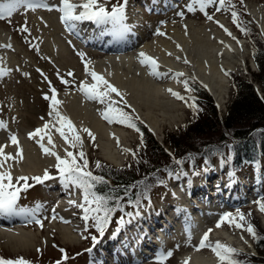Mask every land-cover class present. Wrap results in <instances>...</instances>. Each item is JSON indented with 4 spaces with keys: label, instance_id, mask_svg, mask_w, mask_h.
Returning a JSON list of instances; mask_svg holds the SVG:
<instances>
[{
    "label": "rangeland",
    "instance_id": "374dc122",
    "mask_svg": "<svg viewBox=\"0 0 264 264\" xmlns=\"http://www.w3.org/2000/svg\"><path fill=\"white\" fill-rule=\"evenodd\" d=\"M171 1L173 3L172 5L170 4ZM38 2L52 5L51 1L49 3V0H38ZM100 2L105 3V0H100ZM119 2H121V0H108L106 6L110 10L114 4ZM190 3H192V0H128L126 9L127 15L134 6L139 9L136 12L137 25H135V27H137L140 31V37L142 38H140V41L138 40V44L136 45L141 46L145 42L154 40V37L157 35V31L170 35L171 32L168 31V26H174L177 22H179V20L191 18L199 25H202L205 21L212 22L216 24L220 30L224 31L225 34H227L224 30L226 28L228 32L231 33V35L227 34L231 39H233V37L244 39V44H246L248 53L243 55V62L233 66V68H231L232 70L230 68H222V71L223 73L227 70L235 73L237 72L248 80V71L254 69L249 55L252 49L247 39L239 36L238 32L240 29L237 27L236 23H233L232 12L235 11L238 14V23L239 18L242 16V19L246 18L250 22L251 27L254 28L253 23L248 16L247 5L253 3L264 5V0H227L228 6L220 11H216V8L219 6L218 4L210 5L206 11L213 17L212 20H208L204 13L199 11L198 6H196L197 10L195 12H189L187 10V5ZM53 12L54 11H48L44 8H37L35 10H26L21 8L15 12L11 18L0 20V30L7 32L10 36V42L16 46L9 51L16 62L10 63L8 56L3 55V52L0 50V68L10 70L7 74L0 76V120L7 124V130L9 132L13 129L15 130V127H35L39 121H42L47 116L46 113L49 109L50 101L43 99V96L45 94L51 95V87H54L56 91L77 90L79 84L82 82V79L89 80V78H87V72L84 68L85 63L92 59L105 57L107 55L105 49L93 46L85 47L79 44L77 40L75 41L73 36L67 37V32L64 34L63 31L60 30L61 32H59V34L66 37L67 40V43H64V47H66L68 55L66 57H59L57 52L58 48L56 47L53 37V33L55 32L53 31L52 26L51 13ZM180 12H183L184 15H178ZM220 19H224V24ZM220 25H223V28ZM22 26L27 27L29 31L25 32ZM256 33L259 35L258 31ZM157 37L160 36L158 35ZM79 53H83V57L80 56ZM6 64L9 65L8 68L3 67V65ZM69 73H72V75H69ZM179 78L180 76L177 77L176 80L178 81ZM61 79L68 80L70 83L65 85L61 82ZM185 81L187 82V89L185 87ZM185 81L182 85L180 84L178 89L179 95L184 99L176 98V101L182 105V108L178 110L181 114L177 113L178 115H181V119L177 121L174 120L172 123L162 120L158 124L159 129L156 131L151 130L147 126L145 119L143 117L139 118L131 107L125 103V100L118 97L113 99L119 102L116 105L117 107L141 121L142 124L150 130L153 137L161 143L163 130L170 132L177 130L191 117L190 110L185 102L188 96L194 95V91L191 90V86L195 85L203 91L206 90L196 80L187 79ZM253 84H255L256 87L257 84L254 82ZM227 90L226 96L224 97L225 102L221 105H217L209 94L210 100L213 102L219 115L224 113L225 105L227 103L226 100L231 91L229 80ZM98 105L103 109L104 107L106 108V105L100 104L99 102ZM41 117H43V119H41ZM110 124L123 128L126 130L127 134L124 138L125 144L119 145L120 147L118 146L123 157L118 165H114L111 162H108L105 158H102L98 138L93 133L92 134L95 137L94 140L91 139L87 133H84L83 135L79 133V135L83 140L82 150L86 153L89 161L92 159H98L118 167L120 165H124L129 158V153H125L122 149H131L133 151L134 147L137 145V138H135V133L128 126L117 122ZM64 129L67 133L66 125ZM68 134L70 135V133ZM65 148H69L67 143L66 146H64V149ZM203 165L204 164L201 163L198 164L196 172H192L190 169L182 172L177 169L170 177H164L163 182L156 184L148 201L144 202L142 206L139 207L138 211L131 210L130 213L132 215L124 217L118 216L112 219V221H109L102 237L95 228L94 221L90 219L85 222L82 219L83 215L82 213H79L80 211L83 212L82 209L79 208L80 211H74L80 215V218H76L79 221L77 225H81L78 235L82 240L73 245L62 243L55 230H52L51 232L47 230L49 224L51 223V218L54 217L51 213L53 208L57 205L59 195H54L50 193L52 192L51 190L47 191V189L43 187L57 182L58 179L47 180L42 184L35 183V181L30 179L28 183L34 186L29 187L26 190H22L19 193V199L16 207L17 209H27L35 212L34 217L32 215L25 214V217H29V221L27 222L28 225L26 226H29L32 230H34V232L38 233L37 238L33 239V243L35 245L33 249L22 248V250L18 251H9V249L0 244V258L15 260L19 257H23L25 260L31 261V264H56L57 261H62V264H110L108 254H102L99 252L100 249L104 252L102 246L109 244L110 242L112 243L114 240L117 242L116 240L118 234L121 235V233L124 234L125 232H129L133 227H139V224L145 223L144 221L148 220L152 216L154 217V214L158 213L159 210L161 213L165 210L168 211L167 209L171 210V208H174V211H176V205L179 204L178 201L180 200V197L176 196V190L178 189L176 186L180 187V185L185 186V189L192 187H194V189L199 187L208 188L212 184L218 186L220 185L222 186L221 190L225 191L223 194L221 192V195H227L230 193V189L235 190V193L236 190L241 187V183L244 178L245 182L250 184L248 188L249 192L245 194L247 198H251L250 207H247V202L242 203L241 205L236 202H226L225 196H223V200L219 199L221 202L216 204V208H213L214 214L209 217V219H205L203 221L205 224L204 227L207 229V232L209 230L213 232L217 228V223L221 221L224 214L246 209H251V211L255 212L259 225L264 227V216L256 209L255 206L257 197L264 194V156L262 162L256 166L249 167L242 165L241 168L237 170L227 168V166H224L223 164L220 165L221 169H219V164L216 162L214 168L212 167L213 169H203L202 171L201 168ZM47 170L52 176H57V171L53 166ZM43 174H38V176H43ZM181 178L184 180L181 181ZM13 183H16V181H13ZM23 183V181L20 182V184ZM75 189V192H77V194L79 192L80 194L78 195L82 198L81 191L77 188ZM207 190L208 189H206V191ZM73 191L74 190H72V192ZM64 193L67 194V191ZM204 194H206V192ZM231 194L233 193L231 192ZM184 198L187 199V196H184ZM208 207L209 205L205 203L200 205V208L204 210ZM137 213H139V215H137ZM121 218H123V223H119ZM35 219L41 220L43 227L35 223ZM74 219L75 218H73L70 223L73 222ZM177 219H179L178 213L176 216V220ZM236 219H239V217H236ZM161 220L162 218L159 216L158 221ZM33 223L37 225H34ZM220 227L228 230L231 234H236L238 232L241 235V238L239 237L240 241L238 243L236 241L228 243L222 237L215 236L216 239L213 237L214 240H211L209 243L214 245L216 241H220L221 243L235 247L241 251L245 250L253 252V245L251 244L252 237L249 233H247L245 226L243 228H237L225 221ZM179 233L181 232L177 231L175 234H172L166 242V245L162 247L160 251L155 250L151 255H146L144 257V261L136 263L171 264L175 262L177 257L186 250H196L198 245H196L197 242L194 240V236L186 233H181L182 236H180ZM47 235L50 236L49 240L41 242V238H44ZM93 236L97 237L98 243H93ZM246 241L248 242L246 243ZM96 245L98 246L96 247ZM60 249L65 250L68 259L63 260L64 253H62ZM89 249H91V251H89ZM200 251L204 254L214 253L210 247H205ZM118 252L120 251L118 250ZM169 252H171V255L166 256ZM101 254L103 256L99 257ZM120 254L112 256L115 257L116 260H119V264H122L121 261L124 260V258L120 259ZM162 255L166 256L163 261L159 259ZM125 258L128 263H135L130 261L132 257L129 256L127 252Z\"/></svg>",
    "mask_w": 264,
    "mask_h": 264
},
{
    "label": "bare ground",
    "instance_id": "6f19581e",
    "mask_svg": "<svg viewBox=\"0 0 264 264\" xmlns=\"http://www.w3.org/2000/svg\"><path fill=\"white\" fill-rule=\"evenodd\" d=\"M50 1L51 4L58 2V0H49V3ZM134 7L129 11L126 20V24L131 30L120 38H113L109 35L101 37L100 32L102 29H97L89 34L88 29L91 26V29L97 28L91 22L77 23L76 32H73L60 22V14L54 11L51 15L53 31H55L53 37L58 48V56L66 57L68 55L66 47H64V43H67V40L66 37L59 34L61 31L64 34L67 32L69 36H73L75 41L77 40L79 44L85 47L93 46L105 49L107 54L105 57L88 61L90 62L88 63L87 72L89 80L82 79V82L88 85L95 83L91 75H89L92 71L102 76L122 93V98L116 96L115 93L111 94L112 97L125 100L139 118L143 117L145 119L147 126L151 130H158V124L162 120L172 123L174 120L181 119V115L177 113H179L178 110L182 108V105L176 101V97L168 90L171 89L179 93L180 84L182 85L187 79L196 80L203 86L217 105L224 103V97L228 91V79L223 74L222 68L231 69L233 66L243 62V55L248 53L244 39L239 37L231 39L212 22L205 21L202 25H199L195 23L194 19L187 18L179 20L174 26H168V31L171 32L170 35H159L160 37L156 35L154 40L145 42L141 46L136 45L142 37H140V31L135 27L137 25L136 12L139 9ZM247 7L248 16L253 23V27L264 40V5L253 3L247 5ZM220 20L224 24V19ZM86 28H88L87 31H85ZM68 35L67 37H69ZM9 44L11 47H2V45ZM15 47L10 42L9 34L4 30H0V50L3 52V55L8 56L10 63L16 62L11 52L9 53L10 49ZM140 52H144L156 59L159 64V71L162 73L161 76L150 75L148 66L141 65L139 62L142 59L139 57ZM185 60L187 63H185ZM8 66V64L3 65V67L7 68ZM177 73L184 74L180 76L178 81L176 80L178 77ZM57 98L62 101L59 111L64 116L70 118L79 133L81 135L85 133L80 131L83 128H88L92 131L98 138L102 158H105L114 165H118L123 158L119 145L125 144L126 130L104 121L100 112L104 111L105 107L104 109L101 108L98 105V101L86 99L79 90V86L77 90L57 91ZM49 111L50 109L46 113V118L39 121L35 127H15V130L13 129L10 132L7 128L0 129V144H8L5 148L6 153L15 154L17 151L16 146L12 145L8 140V137L12 134L17 136L20 147L23 150L22 160L18 162L8 161L5 165L6 168L11 166V173L14 177L13 181L18 176L32 177L38 176V174L41 175L45 169H49L56 163L54 157L45 155L39 147V144L36 142L40 139L39 137L35 139H29L28 137V133L42 127L45 122L55 123L53 117L48 115ZM59 126L57 124V127ZM50 129V134L55 144L54 150L62 156L65 153L64 146H66V143L55 128L51 127V123ZM117 138L119 144L117 143ZM41 143H44L45 147L51 148V145L47 143V137ZM176 187L178 188L176 196L180 197L179 204L176 205V211L165 214L168 216L169 221H166L164 226L162 225L163 228L155 229L156 232L153 234V231L143 224V226H139L138 228L133 227L130 231V234L132 233L130 249L136 254L135 257L138 258L140 256V253L143 251L142 245L144 242L149 243L152 240L157 243L158 249H162L166 240L172 234H175V232L180 231L181 233L194 236V240L197 242L196 245H199L203 234L207 232L203 221L214 213L209 207L206 210L201 209L200 205L205 203L210 206V202L206 199L203 201L199 200L198 204L194 206L192 203L187 202L188 192L185 186L180 185V187ZM43 188L47 189V191L51 190L52 192L50 193L54 195H59L57 205L51 213L56 218H51V223L47 230L49 232L55 230L62 243L77 244L82 240L78 235L81 225H77L79 221L76 217L80 218V215L74 211L80 210L74 204H70L69 201L74 200L80 203L78 195L80 193L78 192L77 194L75 192L76 189L73 187H64L59 181L46 185ZM72 190L74 191L72 192ZM66 191L67 194L64 193ZM184 196H187V199ZM177 213L179 214V219L176 220ZM73 218L75 219L70 223ZM153 220L152 218L148 222ZM28 221L29 217H25V214H0V244L9 249V251H18L22 250V248L33 249L35 245L33 239L37 238L38 233L34 232L29 226H26L28 225ZM64 221H67V223ZM12 224L13 226H11ZM237 233L231 234L228 230L217 227L209 234V242L214 240L215 236H219L228 243H233V241L238 243L241 235ZM49 238L50 236L47 235L41 238L40 241H48ZM141 249L142 251L138 253ZM145 251L146 249L142 254ZM185 262L187 264H219V259L214 253L204 254L200 250L189 249L179 255L177 260L171 264H185Z\"/></svg>",
    "mask_w": 264,
    "mask_h": 264
},
{
    "label": "trees",
    "instance_id": "16d2710c",
    "mask_svg": "<svg viewBox=\"0 0 264 264\" xmlns=\"http://www.w3.org/2000/svg\"><path fill=\"white\" fill-rule=\"evenodd\" d=\"M241 28L246 31H241ZM239 36L247 39L252 51L249 55L254 66L249 70L247 80L239 73L227 70L223 73L230 83V93L222 115L216 111L209 94L195 85L191 86L194 95L186 98L191 117L177 130H163L161 143L134 116L129 115L136 129L131 128L137 138L133 157L118 167L101 160H88L89 170L104 178L106 183L93 189L98 195L110 197L108 206L115 208L110 221L117 215H126L131 208L139 209L148 201L157 183L170 177L177 169L185 172L196 171L198 164L213 167L216 162L232 170L245 166H256L264 156V43L250 22L239 18ZM256 83V88L255 84ZM194 103L196 109L189 107ZM126 125V124H122ZM127 126V125H126ZM141 140L143 146H141ZM74 153L80 151L69 149ZM181 161V163H176ZM99 162L101 167L97 168ZM257 201L264 203V194ZM131 201V202H130ZM256 209L264 216L259 204ZM119 205V206H118ZM245 217L236 219L237 213ZM235 222L251 224L256 232L252 236L253 252L241 251L233 257L240 264H264V227L259 225L255 212L251 209L232 213ZM235 222L232 223L235 226ZM248 233V232H247ZM16 260V259H15Z\"/></svg>",
    "mask_w": 264,
    "mask_h": 264
},
{
    "label": "snow or ice",
    "instance_id": "6c2138e0",
    "mask_svg": "<svg viewBox=\"0 0 264 264\" xmlns=\"http://www.w3.org/2000/svg\"><path fill=\"white\" fill-rule=\"evenodd\" d=\"M107 2L108 0H105V3H101L100 0H58L56 4L49 5L48 3H39L38 0H0V20L11 18L13 14L21 8L26 10L44 8L48 11H57L60 14V22L67 29L73 32H76L77 23L91 22L102 29L100 32L101 37L109 35L113 38H120L131 30L126 24V9L128 0H121V2L114 4L110 10L106 6ZM215 4L219 5L216 8V11H220L221 9H224L226 6H228L227 0H192V3L187 5V10L189 12H195L197 10L196 6H198L199 11L204 13L208 20H212L213 17L207 13L206 9L210 5ZM178 15L183 16L184 13L180 12ZM232 19L233 23H236L237 27H239L238 14L235 11L232 12ZM220 26L223 28V25ZM22 27L25 32L29 31L27 27ZM224 30L228 35H231V33L228 32L226 28ZM241 31L246 30L241 28ZM156 34L164 35V33L159 31H157ZM233 39H235V37H233ZM2 47H11V45H2ZM79 55L83 57L84 54L79 53ZM139 57L142 58L139 61L141 65L148 66L150 75L157 77L162 75V73L159 71V64L155 58L148 56L144 52H140ZM88 63L90 62L85 63L86 72H88ZM185 63H187L186 60ZM9 71V69L0 68V76L7 74ZM69 75H72V73H69ZM89 75H91L95 83L88 85L81 82L79 85V90L83 93L86 99L95 100L100 104L106 105L105 110L100 112L102 119L108 123L117 122L120 124H126L128 127L139 131V129L136 128L135 123L132 122L129 115L116 106L119 102L114 100L111 95L112 93H115L116 96H120L122 98V93H120L115 86L108 83V81H106L102 76L97 75V73L94 71L90 72ZM176 75L179 77L183 76L184 74L177 73ZM61 82L65 85L70 83V81L65 79H61ZM185 87L187 89L186 81ZM50 90L51 95L45 94L43 99L50 101V111L48 115L53 117L55 123L45 122L42 127L36 128L33 132L28 133V137L29 139H35L36 137H39L40 139H38L36 142L39 144V147L42 149L43 153L55 158L56 163L53 165V167L57 171V176H52L49 171L45 169L43 176H18L15 177L16 183H13L14 177L11 173V166L6 168L5 165L8 161L18 162L19 160H22L23 150L20 147L17 136L15 134L10 135L8 140L12 145L16 146L17 151L15 154L6 153L5 148L8 146V144H0V214H28L34 217L35 212L32 210L17 209L16 205L19 199V193L22 190H26L27 188L34 186L28 183L30 179L35 181V183L40 184L47 180L58 179L64 187H75L81 191L83 202L77 203L74 200H70L69 203L74 204L76 207L83 210L84 215L82 219L85 222L89 221L90 219L95 222L94 226L97 229L99 235L102 237L105 233L106 226L109 224L111 215L116 209L108 206V201L111 199L110 197L98 195L96 191H93L96 185L104 184L106 181L103 177L94 175L92 171L89 170V162L86 153L82 150V137L79 135V131L75 128L70 118L64 116L59 111V106L62 104V101L57 98L56 89L51 87ZM168 91L177 99H184L179 95V93H176L171 89ZM189 107H192L194 110H198L196 109L194 103L189 104ZM41 119H43V117H41ZM50 123L51 127L55 128L60 137L63 138L65 143L69 145L70 149L79 148L81 150L77 153H74L73 151L69 150V148H65L64 156L58 154L54 150L55 144L50 134ZM57 124L60 126L57 127ZM65 125L67 127V133L64 130ZM6 128L7 124L0 120V129ZM80 131L87 133L91 139H95L94 135L88 128H83ZM68 133H70V135ZM45 137H47V143L48 145H51V148L45 147V144L41 143ZM117 143L119 144L118 138ZM141 146H143L142 140ZM122 151L125 153H131L133 157L136 156V153L131 149H122ZM176 163L179 164L181 161H176ZM96 167H101L99 162L96 163ZM21 181L24 183L22 186H19ZM257 203L260 206V210L264 212V203L259 201H257ZM128 215L132 214L129 213ZM137 215H139V213H137ZM237 215L239 216L240 221L245 219L242 213L238 212ZM55 218L56 217L54 216L53 219ZM225 221H227L230 225L235 222L232 213L224 214V216L221 218V221L217 223V227H220ZM64 222L67 223V221ZM123 222V218H121L119 223ZM35 223L43 227L41 220L35 219ZM235 227L243 228L244 225L239 222H235ZM246 231L254 239L256 238L257 234L251 224L247 225ZM210 232L211 230L203 234L196 250L199 251L205 247H210L218 257L220 264H240L238 260L233 258L237 253V249L221 243L220 241H216L214 245L209 243ZM92 240L94 244L98 243L97 237L93 236ZM60 251L64 253L63 260L68 259L65 250L60 249ZM89 251H91V249H89ZM170 255L171 252L166 254V256ZM166 256L162 255L159 259L163 261ZM0 264H31V261H27L23 257H19L16 260H6L4 258H0ZM56 264H62V261H57ZM185 264H187V262H185Z\"/></svg>",
    "mask_w": 264,
    "mask_h": 264
},
{
    "label": "water",
    "instance_id": "95a60500",
    "mask_svg": "<svg viewBox=\"0 0 264 264\" xmlns=\"http://www.w3.org/2000/svg\"><path fill=\"white\" fill-rule=\"evenodd\" d=\"M263 42H264V40H263Z\"/></svg>",
    "mask_w": 264,
    "mask_h": 264
}]
</instances>
